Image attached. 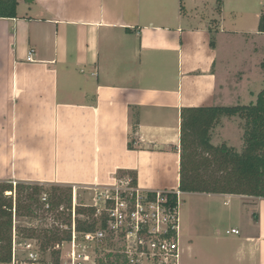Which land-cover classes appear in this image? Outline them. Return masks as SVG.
<instances>
[{"label":"crops","instance_id":"obj_1","mask_svg":"<svg viewBox=\"0 0 264 264\" xmlns=\"http://www.w3.org/2000/svg\"><path fill=\"white\" fill-rule=\"evenodd\" d=\"M263 11L264 0H18L17 17L0 18V180L98 188L136 171L141 189L178 188L182 108L249 104L264 88ZM241 123L222 117L212 142L242 150ZM183 193L219 196L239 232L180 211L181 264H264L263 197Z\"/></svg>","mask_w":264,"mask_h":264},{"label":"trees","instance_id":"obj_2","mask_svg":"<svg viewBox=\"0 0 264 264\" xmlns=\"http://www.w3.org/2000/svg\"><path fill=\"white\" fill-rule=\"evenodd\" d=\"M222 0H218V6ZM18 0H0V18L17 17ZM183 9V5H182ZM259 30L264 32V11L259 19ZM215 45L214 37L211 40ZM238 115L242 119L244 147L238 150L226 142H212L213 128L224 116ZM181 152L179 188L183 192L209 194H243L264 198V88L260 90L256 102L237 105H201L183 107L181 110ZM131 146V144H130ZM137 184V172L125 171ZM45 189L44 184L0 180V263L11 260L12 255V215L13 197L8 193L16 190L18 196L30 203L24 208L25 215L34 214L32 209L36 196ZM51 209H58L64 202H71V187L53 185ZM16 212L23 215L20 203L15 204ZM78 213L92 218L91 223L78 220L80 231L94 229L98 221L93 218L95 208H78ZM257 217V214H255ZM18 234L37 238L44 250L51 248L53 256L59 251L56 245L68 238L66 230L40 231L35 227L18 228ZM106 264H111L106 261Z\"/></svg>","mask_w":264,"mask_h":264},{"label":"built area","instance_id":"obj_3","mask_svg":"<svg viewBox=\"0 0 264 264\" xmlns=\"http://www.w3.org/2000/svg\"><path fill=\"white\" fill-rule=\"evenodd\" d=\"M182 194L179 187L150 191L141 189L132 180H117L114 185L96 193L94 203L88 205L95 208L97 218L101 211L99 206H103L104 212L99 226L89 231L78 229L74 195L73 218L67 227L69 236L56 245L58 256L52 255L51 248L44 250L37 238L20 242L13 224L12 255L5 264H106L108 260L111 264H181ZM42 200L50 209L46 194ZM15 211L14 206L13 215ZM232 232L239 230L232 229ZM20 245L23 256L19 255Z\"/></svg>","mask_w":264,"mask_h":264},{"label":"rangeland","instance_id":"obj_4","mask_svg":"<svg viewBox=\"0 0 264 264\" xmlns=\"http://www.w3.org/2000/svg\"><path fill=\"white\" fill-rule=\"evenodd\" d=\"M225 22L229 25H232L234 22H238L239 24H244L243 19L235 20V17L231 14L227 13L225 14ZM213 25V24H212ZM241 39L238 36L233 37H224V43L223 46L226 48V46L230 45L232 42L238 43ZM227 52V50L225 49ZM256 71V70H255ZM264 77V76H263ZM262 84L264 86V78L261 80L258 78V81L255 83V88H259V86L262 87ZM122 179L123 181L126 180H132V177L128 173L120 172L118 174V180ZM35 184V183H31ZM13 185L16 186V184L13 182ZM53 185H62L65 188L71 187L72 195H71V202H64L58 209H47L46 203L42 200V197L44 194L47 195L48 201L50 202L51 194L53 193L52 187ZM114 185V184H113ZM44 191L41 192V194L36 196V200L33 202L32 209L34 210V214L32 215H25L26 209L24 208L26 205L30 203V200L24 197V193H22L21 196H18L16 190L13 192H9L8 194L13 197L14 206H16V203H20V206L23 208V215L19 214L15 211V215H12V222L14 225H16L18 228L22 227H35L39 231L44 228H48L50 230H66L68 232L69 236V227L70 222L73 218V199L74 195H76L77 198V221L81 220L86 223H91L92 218L88 217L86 214H80L78 213V208L81 207H87L88 205L94 203V196L96 193H100L101 191H104V189L107 188V186H101L98 188H87L84 186H71L66 184H44ZM110 187V186H108ZM63 207V209H61ZM190 207V208H189ZM231 205H226L224 203V200L219 198V196H207V195H190V194H182L181 196V202H180V211L181 215L183 217V222L188 221V218L191 217V215L194 214V217L197 216V220H205V221H218L221 223V231L225 234L232 231V227L236 226L237 217L236 213H233L230 211ZM101 209L100 212H98L99 217L97 218L94 214L93 218H96L98 221V225L101 222V220L104 217L103 212V206H99ZM13 230V228H12ZM18 232V230H17ZM13 233V231H12ZM25 239H31L29 237L23 236V233L19 234L18 240L21 242ZM19 255L23 256V246L20 245L19 247ZM49 253V252H48Z\"/></svg>","mask_w":264,"mask_h":264}]
</instances>
